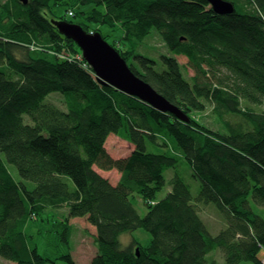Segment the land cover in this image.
Wrapping results in <instances>:
<instances>
[{
	"label": "trees",
	"instance_id": "1",
	"mask_svg": "<svg viewBox=\"0 0 264 264\" xmlns=\"http://www.w3.org/2000/svg\"><path fill=\"white\" fill-rule=\"evenodd\" d=\"M228 1L226 15L207 0L0 2V257L42 264L54 250L76 264L69 219L84 217L96 230L87 264H264V218L253 205L264 207V0ZM77 15L105 40L88 22L121 31L109 44L188 120L100 82L52 22ZM153 29L166 48L159 60L136 52ZM53 93L63 108L49 100ZM207 108L210 126L195 116ZM114 134L133 144L126 158L107 152ZM179 158L200 183L196 197ZM96 168L120 177L113 184ZM200 203H214L226 226L210 233ZM29 222L45 229V254L25 231ZM140 228L149 243L124 246L120 236ZM217 250L222 261L206 257Z\"/></svg>",
	"mask_w": 264,
	"mask_h": 264
},
{
	"label": "rangeland",
	"instance_id": "2",
	"mask_svg": "<svg viewBox=\"0 0 264 264\" xmlns=\"http://www.w3.org/2000/svg\"><path fill=\"white\" fill-rule=\"evenodd\" d=\"M5 1V0H0V2ZM84 6H80V9ZM83 10H86L83 8ZM82 18L80 15H77L73 17L74 23L82 21ZM90 28H96L100 29L101 33L103 35H107L106 40L108 43H112L114 40H118L121 35V31L116 30V27H107L106 25H96L95 23L88 22ZM147 37L142 41V43L138 46L139 49L136 48V52L141 53L142 55H146L152 59L159 60L160 59V54L164 53L166 51L165 45L160 40L159 35H157V32L153 29L152 32L146 35ZM18 55L22 52H19V50L16 51ZM178 60L180 64L184 67L183 73L184 77L189 78L190 75L192 74V70L189 69V67L185 66L187 62V58L184 56L178 57ZM157 69H161L162 67L159 66V64H156ZM49 100L56 104L58 107L63 108V103H61L62 96L61 94H56L53 93L49 96ZM262 107H264V103L262 104ZM195 116L197 119L201 120L204 122L206 125H209L214 122V117L211 113L210 108H207L205 111H199L195 113ZM105 147L109 155L113 159L116 158H126V156L129 155L133 148V144L129 143L127 140H123L117 135H111L109 138H107L105 142ZM149 148H152L149 146ZM9 170H11L12 175L15 177L19 178L17 169L11 164L8 165ZM98 172L102 176H106L111 180L113 183H115L120 175L117 172V170L112 169V170H105L102 171L98 168H96ZM179 173H182L184 176L185 182L190 185V192L193 194V196L198 195V190L200 188V183L193 179L191 176V172L189 170V166L187 162L184 161V159L179 158L178 160V168H177ZM174 170L172 168H169V170L164 171L165 177L167 180L173 175ZM28 187H31L33 185V182H27ZM168 185L165 186V188L162 190V193L167 190ZM160 193V194H162ZM132 202L134 203L135 207L138 208V211L140 213H145L146 207L143 206L141 198L139 196L133 195ZM253 203V202H252ZM254 205V211L260 213L263 218H264V207H260L258 205ZM197 209L199 212V215L201 216L202 221H204L205 225H207V228L210 233H215L218 231L220 228H224L226 226L225 224V219L224 215L221 214V212L218 210V208L215 206L214 203H203L197 205ZM53 215H61L62 216L66 213L65 208H53L49 210ZM72 231L73 235L71 236L70 239V246L72 248V258L75 260L76 264L77 262H83L86 257H90V254L94 252V247L92 245V230L93 225H91L88 220H86L84 217H75L72 218ZM30 223V222H29ZM30 227H28L25 231L27 233H32V238L35 237V241H37L38 245V252L40 254H45L44 252L47 251L48 249L46 248V235L45 234V229H40L37 226V223L33 222L29 224ZM27 227V226H26ZM94 230V229H93ZM95 231V230H94ZM49 238V237H48ZM120 239L123 242V245H129L130 242L133 239H136V242L138 241L139 243L146 245L150 241V235L148 232H146L143 228L134 230L129 233H124L120 236ZM48 255L45 257H49L52 262L45 261L43 264H68L65 263L64 260L60 258H56V252L54 250L47 251ZM206 257L208 258H214L217 261H222V256L221 253L217 250L215 252L211 251L209 252ZM0 264H15L14 262H11L9 260H6L3 257H0ZM241 264H246V263H241Z\"/></svg>",
	"mask_w": 264,
	"mask_h": 264
},
{
	"label": "water",
	"instance_id": "3",
	"mask_svg": "<svg viewBox=\"0 0 264 264\" xmlns=\"http://www.w3.org/2000/svg\"><path fill=\"white\" fill-rule=\"evenodd\" d=\"M215 13L226 15L233 12V5L228 0H207ZM59 32L72 39L81 50V55L94 71L97 79L116 90L136 96L148 103L155 110L171 113L187 121L183 112L165 99L156 89L140 78L129 68L126 60L110 45L100 32L86 31L80 24L64 20H52Z\"/></svg>",
	"mask_w": 264,
	"mask_h": 264
},
{
	"label": "crops",
	"instance_id": "4",
	"mask_svg": "<svg viewBox=\"0 0 264 264\" xmlns=\"http://www.w3.org/2000/svg\"><path fill=\"white\" fill-rule=\"evenodd\" d=\"M111 181V180H110ZM111 183H113L112 181H111ZM116 183V182H115ZM115 183H113V184H115ZM47 210V209H46ZM47 211H49V210H47ZM60 217L62 216V214L61 215H59ZM70 220V223L73 221L72 220V218H70L69 219ZM72 225V224H71ZM93 229L95 230V228L93 227ZM93 229H91L92 230V237H91V240L93 241V236H94V234H95V231L93 230ZM71 231H72V229H71ZM72 235H73V231H72ZM71 235V236H72ZM92 245H93V247H94V252H92L91 254H90V257H86V259L83 261V262H77V263H80V264H87L90 260H91V258L92 257H94L96 254H97V249H96V246H95V244H94V241L92 242ZM70 251L72 252V248H70ZM74 262H75V260H74ZM76 263V262H75ZM43 264V263H42Z\"/></svg>",
	"mask_w": 264,
	"mask_h": 264
}]
</instances>
